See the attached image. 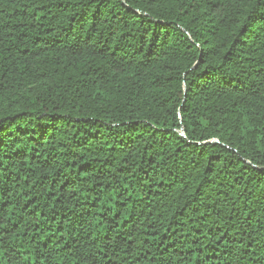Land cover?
<instances>
[{"label":"trees","instance_id":"16d2710c","mask_svg":"<svg viewBox=\"0 0 264 264\" xmlns=\"http://www.w3.org/2000/svg\"><path fill=\"white\" fill-rule=\"evenodd\" d=\"M0 264H264V0H0Z\"/></svg>","mask_w":264,"mask_h":264}]
</instances>
